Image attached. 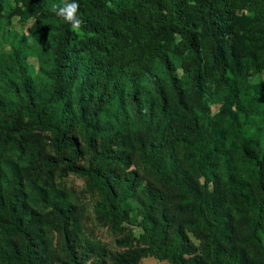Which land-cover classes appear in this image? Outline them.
Instances as JSON below:
<instances>
[{
	"label": "rangeland",
	"instance_id": "rangeland-1",
	"mask_svg": "<svg viewBox=\"0 0 264 264\" xmlns=\"http://www.w3.org/2000/svg\"><path fill=\"white\" fill-rule=\"evenodd\" d=\"M52 3L63 0H0V264H17L26 253L21 227L32 264H68L72 256L78 264H171L155 254L139 222L162 241L176 239L185 264H264L252 233L264 193V9L255 3L242 12L238 44L251 56L221 47L222 71L212 62L207 27H196L197 97L178 57L169 72L156 66L154 79L139 75L133 97L125 87L107 102L62 88L50 112L70 113L77 163L106 176L125 222L108 215L92 181L64 171L69 153L24 108L42 98L55 72ZM127 4L108 2V12ZM258 234L264 245V223Z\"/></svg>",
	"mask_w": 264,
	"mask_h": 264
},
{
	"label": "trees",
	"instance_id": "trees-1",
	"mask_svg": "<svg viewBox=\"0 0 264 264\" xmlns=\"http://www.w3.org/2000/svg\"><path fill=\"white\" fill-rule=\"evenodd\" d=\"M113 0H76L79 4L77 16L83 21L79 32L55 16L57 26L51 36L48 48L54 59L55 72L42 98L35 104L26 101L25 107L33 114L32 124L50 131L58 150H67L63 158L64 171L77 174L92 181L104 195L108 215L114 219L129 222L127 216L114 207L113 193L106 176L92 164L84 167L77 163L80 151L76 140L69 135L70 113H51L50 107L61 96L62 88L77 90L85 99L97 96L102 102L115 97L124 87L127 94L136 95L139 75L154 79V68L162 66L169 72L171 58L178 57L183 72L193 85L195 97L198 92L200 41L196 33L199 24L208 29V44L215 68L222 71V48L226 46L230 56L234 51L242 57L251 54L248 48L238 44L241 33L240 22L245 20V9L258 3L264 9V0H127L128 4L117 12H108L107 3ZM35 4V0H23ZM72 2V0H69ZM240 13V15H239ZM43 16H48L42 11ZM49 25L46 27L48 29ZM261 34L264 37V16L261 20ZM254 58L252 57V60ZM233 60H237L233 58ZM259 69L260 65L256 64ZM137 77V78H136ZM173 87L175 79L170 75ZM176 90V89H175ZM198 101V99H196ZM135 105V104H134ZM191 129L195 130L194 112H188ZM213 121V119H211ZM86 142L92 139L91 124L84 125ZM152 151L158 142L150 140ZM103 155V154H102ZM155 154L151 155V158ZM92 158L91 161H94ZM153 160V159H152ZM264 189V188H263ZM212 200V195H210ZM264 223V193L258 200V218L253 227V237L261 244L258 234ZM156 255L167 258L171 264H185L182 245L176 239L160 240L151 229L139 222ZM19 229V227H17ZM26 241V253L15 257L17 264H32L31 240L24 228L19 229ZM72 256L68 264H78Z\"/></svg>",
	"mask_w": 264,
	"mask_h": 264
},
{
	"label": "clouds",
	"instance_id": "clouds-1",
	"mask_svg": "<svg viewBox=\"0 0 264 264\" xmlns=\"http://www.w3.org/2000/svg\"><path fill=\"white\" fill-rule=\"evenodd\" d=\"M79 10V4L76 0H63V3H52L49 7V11L55 14V16L61 18L71 26L73 32H79L83 21L76 15Z\"/></svg>",
	"mask_w": 264,
	"mask_h": 264
}]
</instances>
